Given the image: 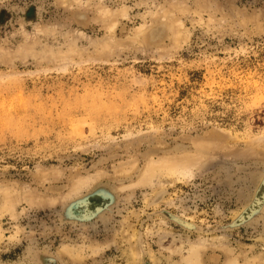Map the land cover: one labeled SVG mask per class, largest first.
I'll list each match as a JSON object with an SVG mask.
<instances>
[{
  "label": "rangeland",
  "instance_id": "1",
  "mask_svg": "<svg viewBox=\"0 0 264 264\" xmlns=\"http://www.w3.org/2000/svg\"><path fill=\"white\" fill-rule=\"evenodd\" d=\"M263 180L264 0H0V264H264Z\"/></svg>",
  "mask_w": 264,
  "mask_h": 264
},
{
  "label": "bare ground",
  "instance_id": "2",
  "mask_svg": "<svg viewBox=\"0 0 264 264\" xmlns=\"http://www.w3.org/2000/svg\"><path fill=\"white\" fill-rule=\"evenodd\" d=\"M71 0H59L60 3H70ZM72 3V2H71ZM118 21H115L111 27V30L114 29V27L116 28ZM161 32L160 29L156 28V29H152L151 31V35L153 38H158L160 36ZM106 44L104 45V49L105 52H108L110 49V42L109 40L105 41ZM119 46L116 44H113V47L110 49H116ZM99 57H104V55H102L101 53H99ZM157 168V167H156ZM165 168V167H164ZM168 171L175 174V172L177 171V167L171 165L170 167H167ZM166 169V168H165ZM44 179L45 176H43ZM162 186V185H159ZM264 207V180L261 183V185L258 187L257 192L255 193L254 196V200L249 203L246 207H244V211L241 214V219L242 221L247 220V219H251L258 211H260L262 208ZM177 220L176 217H173ZM180 222H182V220L178 219ZM185 226H187L188 228H192L194 227V224L189 223L187 221H183L182 222ZM194 249H193V253L189 254V257L186 259V264H196V260L198 258V252L202 249H205L206 246H203V244H198V245H194ZM232 253V251H230V254ZM229 264H237L238 260L235 257H230L229 258ZM253 262V261H252ZM245 264H256L255 262L251 263L250 261H247Z\"/></svg>",
  "mask_w": 264,
  "mask_h": 264
}]
</instances>
